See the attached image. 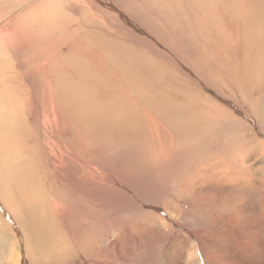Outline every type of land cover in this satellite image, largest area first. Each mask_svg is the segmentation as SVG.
I'll list each match as a JSON object with an SVG mask.
<instances>
[{"label": "rangeland", "instance_id": "374dc122", "mask_svg": "<svg viewBox=\"0 0 264 264\" xmlns=\"http://www.w3.org/2000/svg\"><path fill=\"white\" fill-rule=\"evenodd\" d=\"M263 148L264 0H0V242L264 264ZM43 217L69 233L31 244Z\"/></svg>", "mask_w": 264, "mask_h": 264}, {"label": "bare ground", "instance_id": "6f19581e", "mask_svg": "<svg viewBox=\"0 0 264 264\" xmlns=\"http://www.w3.org/2000/svg\"><path fill=\"white\" fill-rule=\"evenodd\" d=\"M252 150H253V148H252ZM263 150H264V148H263ZM221 163H223L221 168H223L224 165H226V166L231 168V171L233 173L236 172V169L241 168V163L238 162V164H233V163H231V159H229V158H224V160ZM221 163H214L213 165H211V168H212V166L213 167H217V166L220 167ZM213 170H216V169L213 168L212 171ZM257 199H258V197H257ZM259 199L264 202V192H260ZM224 218H227L228 221L233 223V219H229L228 216H225ZM30 222H31V220H27L22 225V232H25L26 234L29 235V242L31 244L45 246V245H48L50 241L55 242L56 240H61L62 238L64 239V233L65 232H66V234L69 233L67 231L68 229H65L63 227H58V226L56 227V224H55L54 219L52 217H43L41 219L36 218V221H34L33 223H30ZM12 226H13V228L10 230L9 236H7L6 234L1 236V238L4 241L0 242V264H23V261H24L23 255L26 253H28V257L31 259L37 258L41 264H49V262L47 260H49L50 257H44L43 252L40 249H37L34 252H30L27 249L26 242L20 233L21 229L16 227L15 224ZM46 229L49 230V236L47 238H45L46 235L42 233V231L46 230ZM103 243L92 244L93 245L92 249L94 250L92 253L96 254V252L99 249H101L99 246H97V244L99 245V244H103ZM112 245H113V247H116L115 243H113ZM73 246L75 247V249L79 250V253H82L80 251L81 250L80 244L73 243ZM74 247H73V249H74ZM75 253H77V252H75ZM65 254L67 255L66 257L70 256V258L74 256L73 252H71V251L68 253H65L62 250H58L56 253V256L51 257V258H53L52 262L55 260L56 264H63V262H65V260H64ZM110 254L104 252V256L108 257L107 260L110 259L109 258ZM63 256H64V259H63ZM97 256H96V258H97ZM88 260H89V262L87 264H92L91 263V261H93L92 258H89ZM67 262H68V264H74L75 260H74V258H71L70 260H67ZM100 262H103V264H107V261H100ZM80 264H84V262H82V263L80 262Z\"/></svg>", "mask_w": 264, "mask_h": 264}, {"label": "crops", "instance_id": "0c3cea01", "mask_svg": "<svg viewBox=\"0 0 264 264\" xmlns=\"http://www.w3.org/2000/svg\"><path fill=\"white\" fill-rule=\"evenodd\" d=\"M5 2H6V1H5ZM5 2H4V3H5ZM7 2H8V1H7ZM6 4H8V3H6Z\"/></svg>", "mask_w": 264, "mask_h": 264}]
</instances>
